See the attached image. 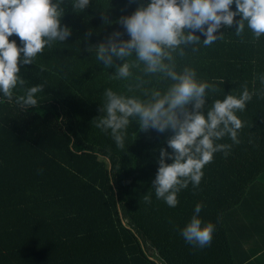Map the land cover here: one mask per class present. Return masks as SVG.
Masks as SVG:
<instances>
[{
    "label": "trees",
    "instance_id": "16d2710c",
    "mask_svg": "<svg viewBox=\"0 0 264 264\" xmlns=\"http://www.w3.org/2000/svg\"><path fill=\"white\" fill-rule=\"evenodd\" d=\"M149 2L90 0L77 13L65 0L61 25L71 36L46 47L33 64L19 65L25 88L45 86L38 105L18 106L20 88L11 103L0 93V264H264V36L254 40L245 26L241 39L234 22L222 26L217 35L223 32V39L208 47L196 32L199 50L189 47L177 57V71L194 68L199 81L218 89L206 98L205 115L214 99L239 96L244 85L256 94L236 113L243 122L240 143L227 136L216 141L231 145L228 155L215 153L199 187L181 190L176 207L157 199L152 188L159 150L172 151L167 139L173 131H140L132 120L121 149L110 132L96 127L105 89L126 93L127 81L112 80L115 68L104 67L87 49L115 31L129 39L117 21ZM13 40L23 47L15 34ZM151 79L155 87L170 83ZM197 203L203 204L202 225H215L203 249L180 233Z\"/></svg>",
    "mask_w": 264,
    "mask_h": 264
},
{
    "label": "clouds",
    "instance_id": "9594fccd",
    "mask_svg": "<svg viewBox=\"0 0 264 264\" xmlns=\"http://www.w3.org/2000/svg\"><path fill=\"white\" fill-rule=\"evenodd\" d=\"M64 2L0 0V93L7 102L13 101L14 89L20 88L24 94L15 97L18 106L27 110L38 105L37 94L45 86L25 88L27 81L19 75V65L33 64L46 47L51 48L71 36L72 30L61 25L66 11L62 7ZM233 4L236 11L232 10ZM89 5L90 0H72L71 8L78 13ZM237 16L240 20L235 21ZM104 19L107 23L106 15ZM234 22L235 34L241 39L245 26L254 40L264 36V0H150L132 15L121 16L117 21L129 39H123V33L115 31L105 42L87 49L95 52L97 61L103 62L104 67L115 68V73L110 75L112 80L127 81L126 93L105 89L104 103L99 109L103 115L96 119L97 128L110 132L121 149L125 147L126 129L132 120L139 124L140 131H173L167 139L172 151L159 150V167L152 181L156 198L164 200L169 207L178 205V193L189 184L193 189L199 187L203 168L212 162L215 153L228 155L231 145L216 141L227 136L233 144L240 143L238 133L243 122L236 113L245 111L255 90L250 92L244 85L239 96L228 94L222 100L214 99L205 115L206 98L210 92L218 91L216 85L199 81L195 69L189 66L177 71V57H184L189 47L193 52L199 50L195 46L201 40L196 32L205 37L202 45L208 47L223 39V32L217 35L222 26L231 28ZM14 34L23 47L9 41ZM117 60L122 63L117 65ZM152 77L157 83H170L165 88L151 86ZM259 79L264 85V74ZM260 95H264V89ZM168 159L173 162L166 163ZM144 200L151 203V196L146 195ZM202 208L203 204L197 203L190 222L180 230L184 240L197 249L210 246L215 231L211 222L202 225L199 218Z\"/></svg>",
    "mask_w": 264,
    "mask_h": 264
}]
</instances>
